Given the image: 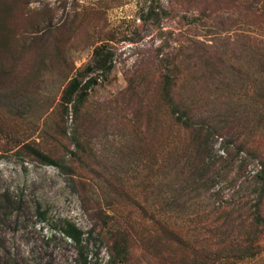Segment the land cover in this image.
Instances as JSON below:
<instances>
[{
  "label": "rangeland",
  "instance_id": "1",
  "mask_svg": "<svg viewBox=\"0 0 264 264\" xmlns=\"http://www.w3.org/2000/svg\"><path fill=\"white\" fill-rule=\"evenodd\" d=\"M258 43L264 0H0V263L77 264L59 233L72 222L93 230L88 264H264L258 163L221 149L264 139ZM164 74L211 133L204 163L192 139L178 155ZM115 226L129 232L123 260L108 256Z\"/></svg>",
  "mask_w": 264,
  "mask_h": 264
},
{
  "label": "trees",
  "instance_id": "2",
  "mask_svg": "<svg viewBox=\"0 0 264 264\" xmlns=\"http://www.w3.org/2000/svg\"><path fill=\"white\" fill-rule=\"evenodd\" d=\"M102 46H98L94 49L95 62L94 65L98 67H105L108 69L110 66L106 64L103 59V55L101 53ZM253 58L255 72L262 78V89L264 88V47L259 45V43L253 47ZM106 65H105V64ZM175 78L164 74L159 79V92L158 99L161 104L167 106L169 109V115L171 117V124L175 126L176 136L173 137L175 143L179 142L180 148L178 155H184V153L188 149V142L192 139L195 148V155L200 162L204 163L205 159L210 155V143L209 137L211 133L207 129H202L199 126H194V122L191 121L192 111L188 104L184 102L185 98H179L177 101L174 98L175 95ZM81 85L75 80L72 79L68 82L65 89L62 91V99L65 102H68V99L72 94H76L78 91H81ZM264 95V93H263ZM253 124L255 128H257L259 135L264 132V107L262 112H259L255 115L253 119ZM202 130L204 133H202ZM264 134V133H263ZM181 135V136H180ZM173 139H169L173 141ZM164 140V139H163ZM165 140L163 143L161 142V146H167L168 141ZM251 144L249 148L245 145H242L241 141L236 143L235 154L234 156L229 155L228 151V143L221 142V149L225 152V156L223 161L229 163H235V161L242 162L241 156L239 158L236 155L239 152H244L248 157L255 159L258 163V168L254 172L252 176V181L255 187L258 190L259 196L264 194V139L257 138L256 140H251ZM254 144V146H251ZM27 152L29 154H33L41 163L44 164H52L58 165V162L53 158L47 156L46 154L30 147L25 146ZM172 158V157H171ZM222 158V157H220ZM127 224V223H126ZM260 224V218L253 216L252 227H257ZM93 230L88 229V231H83L78 228L72 222H65L60 228L59 233L64 236L67 240H69L75 248L76 251V263L77 264H88L87 253L85 252V247L88 244V239ZM110 245L108 246V256L116 257L118 260H123L126 255H128L129 245V232L123 228L119 229V227L115 226L114 230L110 233ZM0 264H14L13 260L9 259V261H4Z\"/></svg>",
  "mask_w": 264,
  "mask_h": 264
}]
</instances>
